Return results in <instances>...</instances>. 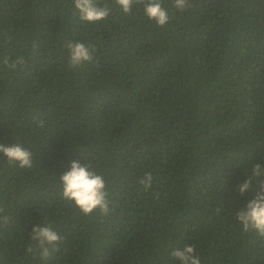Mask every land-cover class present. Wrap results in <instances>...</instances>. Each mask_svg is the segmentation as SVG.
<instances>
[{
    "label": "trees",
    "instance_id": "trees-1",
    "mask_svg": "<svg viewBox=\"0 0 264 264\" xmlns=\"http://www.w3.org/2000/svg\"><path fill=\"white\" fill-rule=\"evenodd\" d=\"M161 3L164 26L116 0L95 23L74 0H0V143L33 160L0 154V264H179L185 245L201 264H264V236L236 217L264 170V0ZM68 41L93 59L73 68ZM73 161L103 176L107 214L63 198ZM37 223L61 237L46 261Z\"/></svg>",
    "mask_w": 264,
    "mask_h": 264
},
{
    "label": "clouds",
    "instance_id": "clouds-1",
    "mask_svg": "<svg viewBox=\"0 0 264 264\" xmlns=\"http://www.w3.org/2000/svg\"><path fill=\"white\" fill-rule=\"evenodd\" d=\"M116 3L125 14L131 11L134 4L143 5L147 18L154 21L158 26H164L168 22V14L162 6L161 0H116ZM190 4L191 0H174V6L181 12L190 7ZM74 7L79 12V18L85 22L95 23L109 16V9L99 6L98 0H74ZM66 49L73 68L93 59V50L82 42L68 41ZM23 63V57L18 56L7 66L15 69ZM0 154H3L10 163H16L21 168L32 167V153L19 144L8 146L0 143ZM262 176H264V170L261 169L260 164H255L248 180L239 185V192L241 194L247 192L254 180L259 181V191L243 209H239L236 213L243 231H254L260 236H264V181L260 180ZM60 180L63 198L72 202L82 214L88 216L97 209L103 214L108 213L109 202L106 198L108 194L105 191L104 178L102 175L90 170V165L86 163L81 165L78 161H73L70 170L64 173ZM151 180L152 177L148 174L140 180V183L147 189L151 184ZM3 221L7 223L8 217L4 216ZM30 235L34 245L41 251L43 261H46L49 257V246L55 248L61 240L59 234L46 223H37L32 227ZM27 251L29 253L33 252V247L29 246ZM171 257L179 261V264H201L194 246L191 245L174 248Z\"/></svg>",
    "mask_w": 264,
    "mask_h": 264
}]
</instances>
